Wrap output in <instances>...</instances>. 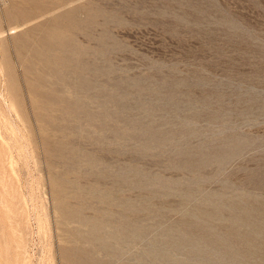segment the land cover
Returning a JSON list of instances; mask_svg holds the SVG:
<instances>
[{"label":"rangeland","instance_id":"1","mask_svg":"<svg viewBox=\"0 0 264 264\" xmlns=\"http://www.w3.org/2000/svg\"><path fill=\"white\" fill-rule=\"evenodd\" d=\"M68 14L86 71L60 82L28 43ZM78 250L264 264V0H0V264Z\"/></svg>","mask_w":264,"mask_h":264},{"label":"bare ground","instance_id":"2","mask_svg":"<svg viewBox=\"0 0 264 264\" xmlns=\"http://www.w3.org/2000/svg\"><path fill=\"white\" fill-rule=\"evenodd\" d=\"M95 17H96V15L94 14V12H92V11L89 12V16L87 18L88 19V25H86V27L91 25L94 22ZM67 18L69 20L72 17L70 14H68ZM60 21H62V20H60ZM69 21H70L69 23L67 22L68 24H60V25L56 22L58 24V26H56L54 29H52L54 27L53 26L52 28L46 29V31L44 30L45 31L44 35L42 37L40 36V39H39L40 47L38 45L37 46H31V44L29 45V43H28V47L30 48V50L32 49V57L40 60V62L42 64V68L45 71V74L46 75H52L54 78L58 79L60 82H64L66 80V74L64 72H66L69 69H72L74 73L78 74V76H81V77L84 76V74H85L84 71H86V69H85L86 63H85L84 58H83L84 56H87L85 53V49L83 47H81L80 44H78V41L74 37L75 34L77 33V30H80L82 28V26L79 24L73 23V21H71V20H69ZM66 34H70V37H69V35H68V37L65 36ZM25 45H26V43H25ZM19 49H20V47H19ZM57 51H61V52L56 53ZM28 69H29V71L33 70V66H30ZM43 70H40V71L44 72ZM34 71H36V69ZM38 81L42 84L43 79L39 78ZM39 86H40V84H39ZM35 87H36V85H35ZM39 95H40V93H39ZM40 96H42V95H40ZM37 97H39V96H37ZM43 98L44 99L47 98V101H46L48 103L47 106L49 104L53 103L52 101H54L56 103H60L61 104L60 110H62V112L65 116H70V115H74V114L78 113V111L80 110V107H81L79 102L71 103V102L67 101L65 98H63L58 93L57 89H53L52 92H50L48 95L44 94ZM65 214L68 217H76L77 216V218H79L80 221H82L84 223L87 222L84 219H81V217H79V215H77L75 213V211H73L72 209H71V211H67ZM100 214H102V213H100ZM116 222H118V221H116ZM91 226H92L91 228H93L94 234H96L102 228V222H100V221L92 222ZM93 236H95V235H93ZM92 239H95V237ZM97 239H98V237H97ZM99 240H100V238H99ZM78 251H80V250H78ZM75 253L76 252H73L72 255H70L71 254L70 252H69V254L68 253L65 254L67 260H70V262H72V264H95V262L93 260L94 258L92 256H89L88 255L89 253L86 254L85 252L80 251L79 253H81V254L80 255L76 254L77 255L76 257L73 256Z\"/></svg>","mask_w":264,"mask_h":264}]
</instances>
